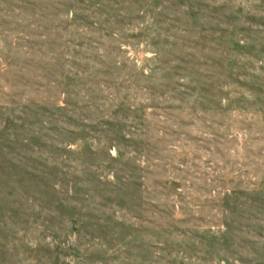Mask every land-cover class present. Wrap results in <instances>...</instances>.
<instances>
[{
	"label": "rangeland",
	"instance_id": "1",
	"mask_svg": "<svg viewBox=\"0 0 264 264\" xmlns=\"http://www.w3.org/2000/svg\"><path fill=\"white\" fill-rule=\"evenodd\" d=\"M0 264H264V0H0Z\"/></svg>",
	"mask_w": 264,
	"mask_h": 264
}]
</instances>
